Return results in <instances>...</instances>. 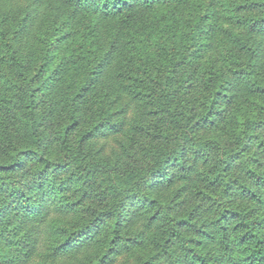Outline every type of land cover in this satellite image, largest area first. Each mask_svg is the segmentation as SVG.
Wrapping results in <instances>:
<instances>
[{
    "label": "trees",
    "instance_id": "obj_1",
    "mask_svg": "<svg viewBox=\"0 0 264 264\" xmlns=\"http://www.w3.org/2000/svg\"><path fill=\"white\" fill-rule=\"evenodd\" d=\"M121 254L264 264V0H0V264Z\"/></svg>",
    "mask_w": 264,
    "mask_h": 264
},
{
    "label": "rangeland",
    "instance_id": "obj_2",
    "mask_svg": "<svg viewBox=\"0 0 264 264\" xmlns=\"http://www.w3.org/2000/svg\"><path fill=\"white\" fill-rule=\"evenodd\" d=\"M133 104V103H132ZM125 135L123 132L109 134L105 133L95 138V148L100 149V152L109 156L124 157V152L121 151V143L124 141ZM124 255L116 257L112 264H132L131 260Z\"/></svg>",
    "mask_w": 264,
    "mask_h": 264
}]
</instances>
